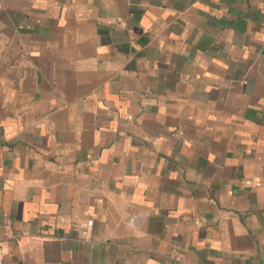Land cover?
<instances>
[{
	"label": "crops",
	"instance_id": "0c3cea01",
	"mask_svg": "<svg viewBox=\"0 0 264 264\" xmlns=\"http://www.w3.org/2000/svg\"><path fill=\"white\" fill-rule=\"evenodd\" d=\"M0 239L264 264V0H0Z\"/></svg>",
	"mask_w": 264,
	"mask_h": 264
},
{
	"label": "built area",
	"instance_id": "2783aa9c",
	"mask_svg": "<svg viewBox=\"0 0 264 264\" xmlns=\"http://www.w3.org/2000/svg\"><path fill=\"white\" fill-rule=\"evenodd\" d=\"M132 222H135L136 219H131ZM7 238H16V235L14 233H11V230L8 227V235ZM2 239H0V264H3V252H2Z\"/></svg>",
	"mask_w": 264,
	"mask_h": 264
}]
</instances>
